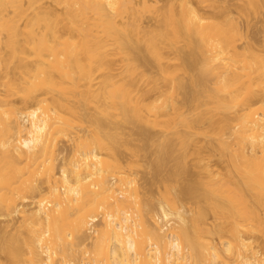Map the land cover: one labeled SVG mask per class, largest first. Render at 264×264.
Here are the masks:
<instances>
[{"label": "bare ground", "instance_id": "6f19581e", "mask_svg": "<svg viewBox=\"0 0 264 264\" xmlns=\"http://www.w3.org/2000/svg\"><path fill=\"white\" fill-rule=\"evenodd\" d=\"M237 1L0 0V264H264V51L229 8L264 0Z\"/></svg>", "mask_w": 264, "mask_h": 264}, {"label": "rangeland", "instance_id": "374dc122", "mask_svg": "<svg viewBox=\"0 0 264 264\" xmlns=\"http://www.w3.org/2000/svg\"><path fill=\"white\" fill-rule=\"evenodd\" d=\"M236 1L237 0H225V2H227L228 5L234 4V3L236 4ZM237 3H238V1H237ZM234 5L233 6L231 5V7H229V8H231L230 9L231 10L230 15L234 16L238 19V21L241 23L243 33H244V37L241 41H239V43L244 44L247 41H250L253 44V46L258 49V51H260V50L264 51V8L257 13H252V14H248V15H242V14L240 15ZM207 12L205 15L208 14ZM262 51H260V52H262ZM179 72L181 74L184 71H179ZM184 74L185 75L188 74V75H186L184 77ZM184 74L182 73L180 76H183L184 78H188L190 76V74H193V73L192 72L191 73H185L184 72ZM183 92H185V91H182L181 93H183ZM183 95H184V93L178 95V98L181 102H183ZM185 108H187V106H185ZM80 127L81 126H79V129H81ZM157 131L158 130L155 131V129H153L151 132H153L154 135H158L159 132L157 133ZM60 144H62V142ZM63 144H64V146H66V145H71L73 143L70 144V143L65 142ZM63 144L61 146H63ZM141 144L144 145V142H141ZM73 146H75V144ZM73 146L71 145V148L69 150H72ZM151 147H154V144H151ZM149 148H150V145H148V147L145 145H144V147L141 146V151L139 153H137L136 156L135 155L133 156L132 154L129 155V152L126 150L125 154H126V152H128V154H126L127 155L126 157H128V155H129V157H128L129 159L127 158V160H125V162H126L125 166L127 164V166H126V168H128L127 170L129 171V169H130L129 172L131 173V171H132V173L134 172V174L136 175V178L138 180V183H139V186L141 189V190L138 189V191H140V194H144L145 196L153 199L154 201H157L159 199V195H158L159 189H164V185H165V182L163 183V181L161 179H162V177L164 178L165 175H167V172H168L167 167H169V166L168 165L164 166L167 169L161 167L162 168L161 171L163 169H164V171L166 170L165 172L162 171L163 173L161 174L159 168L157 169L155 167L156 165L154 166V164H156V162H154V161H157V160H155L157 154H154V151H152V150L155 148V151H156L157 147L155 145V147L153 149L152 148L149 149ZM74 149H75V147H74ZM72 152H73V150H72ZM211 164L213 165V167L215 169H220L222 167V161L218 157H213L211 160ZM156 169L159 172H157ZM134 174L132 176H134ZM161 175H164V176L159 177ZM182 175L184 176V178H183V176H181V179L182 178L185 179V177H186L185 174H182ZM179 176H180V174H179ZM176 177H177L176 179L178 180V176H176ZM172 179L175 180V177H173ZM183 179H182V181H183ZM179 180H180V177H179ZM180 182H181V180H180ZM134 191H133V193H134ZM135 193L137 195L136 191H135ZM135 193H134V195H135ZM138 194H139V192H138ZM18 216H20V215H18ZM15 220L16 221H12L10 226L7 228L8 231L11 232V234L17 232L16 229L20 225L21 217H16ZM0 224H4L2 217H0ZM94 226L95 225H92V228L96 229L97 227L96 226L94 227ZM89 240L90 239L87 240L88 241V242H86L87 244H83L84 246H86V248L83 246H82V248L90 249L91 243L89 244V242L92 240H90V241ZM89 245H90V247H89ZM219 246L221 247L220 243H219ZM87 260H88L87 258H86V260L84 259V261L82 263L84 264V262H86ZM88 263L90 264L89 261H87V263H85V264H88Z\"/></svg>", "mask_w": 264, "mask_h": 264}]
</instances>
